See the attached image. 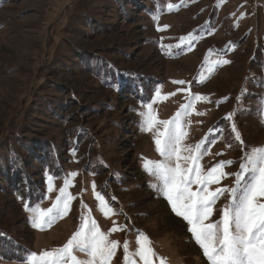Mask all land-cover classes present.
<instances>
[{"label":"rangeland","instance_id":"rangeland-1","mask_svg":"<svg viewBox=\"0 0 264 264\" xmlns=\"http://www.w3.org/2000/svg\"><path fill=\"white\" fill-rule=\"evenodd\" d=\"M218 59L231 63L210 72ZM193 94L208 101L185 117L184 144L210 149L205 170L232 160L225 171L237 172L249 146H264V0H0V264L62 247L89 209L104 232L126 226L110 235L121 243L111 264H125V241L136 251L137 230L152 241L154 264H210L143 167L162 159L142 130L144 105L155 101L157 119L171 120ZM234 111L243 148L225 119ZM66 179L75 197L67 215L32 227L25 204L51 208ZM97 192L118 214L100 211Z\"/></svg>","mask_w":264,"mask_h":264},{"label":"snow or ice","instance_id":"snow-or-ice-1","mask_svg":"<svg viewBox=\"0 0 264 264\" xmlns=\"http://www.w3.org/2000/svg\"><path fill=\"white\" fill-rule=\"evenodd\" d=\"M167 8L172 10L178 6L169 3ZM185 42L190 45L192 41L185 38ZM230 63L228 59H218L213 62V68L209 71H214L215 66ZM174 83L183 85L186 82L179 80ZM156 97H161L160 91L156 92ZM242 98L243 93L237 97L238 103ZM260 100L262 102L257 108V115L264 123V97ZM195 101H208V97L193 94L189 103L182 105L171 120L157 119L153 107L155 101L144 105L146 110L140 113L142 130L153 133L156 151L162 157L160 160L145 159V171L156 179V183L150 186L161 193L173 212L190 225L189 231L210 264H264V146H249L240 159L237 172L225 171L226 167L234 163L232 160L220 161L205 170L200 161L206 153H210V149L201 143L194 146L184 144L188 136L186 129L190 124L185 117L195 111ZM196 114L205 115L202 112ZM235 114V111L228 113L225 119L232 122L233 138L243 148L244 140L234 122ZM227 147L233 145L228 144ZM76 175L78 173L75 171L70 174L71 177ZM229 176L234 177L233 185L219 186ZM52 181L53 177L49 175V192L54 190ZM70 183L71 180H65L64 186L59 190L60 195L51 208H29L25 204V210L32 213V227L46 230L67 215L70 202L75 198L68 192ZM213 185L217 187L213 188ZM92 187L95 191L94 181ZM222 198L227 202L217 209L216 205ZM96 199L99 201L100 211L106 217L118 214L99 192L96 193ZM111 199L114 200L115 197ZM217 211L219 218L212 221L211 217ZM125 229L126 226H114L108 232L102 231L89 209L88 215L82 216L79 229L66 244L39 254L31 252L24 258V264H111L121 243L110 239V235ZM137 231L138 247L135 252L130 251L128 241L122 245L125 264H136L135 257H139L143 264H154L153 258L157 257V253L152 247V241L142 231ZM78 252L84 253L87 258H79L76 255ZM158 259L159 264H167L166 258Z\"/></svg>","mask_w":264,"mask_h":264}]
</instances>
